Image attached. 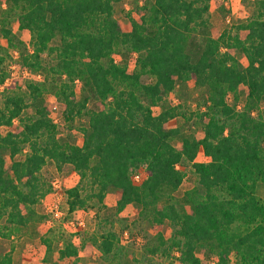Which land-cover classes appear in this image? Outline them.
<instances>
[{
  "label": "trees",
  "instance_id": "trees-1",
  "mask_svg": "<svg viewBox=\"0 0 264 264\" xmlns=\"http://www.w3.org/2000/svg\"><path fill=\"white\" fill-rule=\"evenodd\" d=\"M118 1L0 0V36L7 43L0 46V237L37 219L34 206L50 188L41 172L50 161L58 169L70 164L79 175L66 190L69 213L102 207L113 187L120 190L116 214L137 204L156 229L142 256L122 263L115 257L120 234L97 223L80 247L91 243L107 264H153L148 254L167 256L174 248L182 264H264V199L257 192L264 184V0H253V16L217 37L206 14L216 4L224 12L222 0H132L139 19L124 12L127 31L114 17ZM12 22L28 41L12 32ZM10 48L32 75L22 90L17 78L6 82ZM188 82L199 100L186 117L171 95ZM46 93L62 104L66 124L84 120L80 145L59 135ZM27 108L33 111L24 113ZM178 115L194 119L201 136L169 126ZM199 151L206 161L195 160ZM187 168L194 183L176 197ZM165 222L168 240L160 231ZM58 253L79 264L71 237ZM11 263V252L0 254V264Z\"/></svg>",
  "mask_w": 264,
  "mask_h": 264
},
{
  "label": "rangeland",
  "instance_id": "rangeland-1",
  "mask_svg": "<svg viewBox=\"0 0 264 264\" xmlns=\"http://www.w3.org/2000/svg\"><path fill=\"white\" fill-rule=\"evenodd\" d=\"M213 4L218 0H212ZM224 12L217 8V4L207 14L209 21L210 33L213 37H217L223 30H231L238 23L245 22L255 12L253 0H222ZM124 12H130L135 19H139V15L133 10L132 0H119L114 4V17L120 23L123 30L130 29V21L125 16ZM11 30L16 33L23 41L29 40V35L25 31H19L17 23H11ZM6 40L0 36V46H6ZM17 50L10 48L8 57L5 60V66L8 67L10 78L18 79V85L21 90L24 88V82L32 77L26 70H21L17 65ZM1 53V51H0ZM136 54L129 55L127 59V69L131 71L134 68ZM236 58L241 65H246V59L240 52L236 53ZM116 60H120V56H115ZM37 78V77H36ZM144 81H151L149 77L144 76ZM2 86L0 87V89ZM77 97L80 96V88H76ZM46 105L50 109V117L58 126L59 135L63 138L70 139L76 144L82 143V133L79 126L84 123V120H76L72 127L66 124L62 116V104L56 98L46 93L44 95ZM197 100H199V92L192 83L188 82L184 85L176 86L175 91L171 95L173 105L179 104L181 112H184L188 117L191 112L197 108ZM233 96L229 95L228 101L232 103ZM244 96L242 91L239 93L238 108L243 104ZM91 105V103H90ZM259 109L264 110V98L259 104ZM154 113H157L160 108L153 107ZM32 108L25 109L24 113H31ZM194 119L186 120L185 117L178 115L172 118L168 125L182 128L186 134H192L200 137L202 134L201 126L193 124ZM17 120L14 124L17 125ZM202 151H199L196 161H206ZM186 177L173 193L176 197H181L183 192L189 189L194 183V174L190 168L186 169ZM42 176L49 184L50 188L44 198H42L35 206L37 219L27 224L20 231L14 232L10 237H0V254L11 252V264H73V258H59V249L64 246V240L71 237L73 243L79 247V264H107L100 256V253L92 247L91 243L85 242V248L80 247L82 236L88 235L95 229L96 224L100 223L105 229L113 228L121 236V243L116 247L117 256L122 259V263L131 262L132 258H140L143 254L144 247L151 245L156 241V229L149 225L146 219L139 215L140 207L137 204L126 206L118 214L115 213L116 200L120 195V190L109 188L103 200L102 207L97 204H92L83 210H76L72 213L67 211V194L66 190L74 186L79 175L70 164H64L60 169L55 167L52 162H47L43 167ZM144 176V172L140 171L133 177L135 183H139ZM258 195L264 199V184L258 188ZM109 218V222L104 223V219ZM107 222V221H106ZM160 231L164 238L171 236V228L168 223H164ZM50 246L48 251L47 244ZM168 240V239H167ZM179 251L174 248L167 256L148 254V259L152 260L153 264H182L179 259ZM204 262L213 263L214 258L204 259V256L199 254Z\"/></svg>",
  "mask_w": 264,
  "mask_h": 264
}]
</instances>
